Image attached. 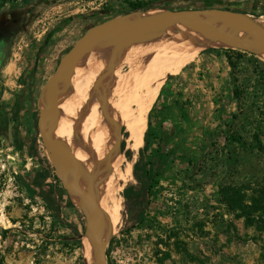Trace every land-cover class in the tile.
I'll return each instance as SVG.
<instances>
[{"label": "rangeland", "instance_id": "obj_1", "mask_svg": "<svg viewBox=\"0 0 264 264\" xmlns=\"http://www.w3.org/2000/svg\"><path fill=\"white\" fill-rule=\"evenodd\" d=\"M227 1L0 0V18L16 21L27 16L8 41L12 54L8 66L9 71L17 68L16 81L26 83L16 96L34 97L37 106L32 128L27 124V109L33 105L22 102L7 109L10 99L0 105V113L10 112L15 121L18 116L23 125L22 134L11 138L7 123L3 120L0 125V264H85L84 216L57 177L39 130L41 88L61 58L90 27L132 14L130 3L149 4L150 8L137 11L147 12L217 8ZM251 2L255 3L250 0L244 13L262 22L264 6L252 8ZM224 49H204L178 75L168 77L167 81L178 79L173 88L178 97L166 101L161 95L166 85L162 87L137 151L125 149L127 134L121 126L119 153L125 157L124 166L131 164L133 176L126 183L119 181L123 221L117 231L109 232V264H264V233L237 218L222 201L226 186H264V54L242 51L234 75L227 64L231 81L226 107L213 106L209 119L197 88L210 66L203 56L226 57ZM120 66L117 57H110L94 80L87 102L71 114L73 143L93 163L88 172L93 187L101 177H108V159L114 157L99 159L85 141L83 126L95 99L109 122L113 80ZM128 70L124 66L123 72ZM73 78L74 74L67 76L62 94L75 105ZM15 85L2 90H15ZM184 94L187 101L176 99ZM175 101L187 106L186 118ZM232 130L249 148L227 142ZM257 139L261 148L256 146ZM67 146L73 148L68 138Z\"/></svg>", "mask_w": 264, "mask_h": 264}, {"label": "bare ground", "instance_id": "obj_2", "mask_svg": "<svg viewBox=\"0 0 264 264\" xmlns=\"http://www.w3.org/2000/svg\"><path fill=\"white\" fill-rule=\"evenodd\" d=\"M156 12H137L127 19L139 22ZM151 35L156 37L148 40H144V36L130 38L125 44H121L124 41L118 39H109L105 42L107 45L93 44L87 56L69 73L74 74L75 94L71 100L75 105L62 94L65 79L61 86L57 143L60 149L71 151L81 161L86 177L93 187L88 178L93 163L86 151L73 143L71 114L79 111L87 102L93 82L99 72L105 69L109 58L117 57L121 63L114 75L109 122L103 119L99 102L95 99L83 126L85 141L92 146L98 158L109 155L114 157L108 159L111 166L108 177H101L99 183L93 187L105 211L108 233L117 231L123 221L124 205L118 197L119 181L124 180L126 183L133 176L131 164L124 166L125 157L119 153L121 146L118 134L121 126L127 134L125 149L137 151L144 143L149 113L168 77L178 75L202 50L224 47L221 42L197 33L187 26L167 25L161 31L150 32L147 36ZM237 36L243 34L239 33ZM124 66L129 67L128 72H123ZM41 106L43 107L42 95ZM67 138L72 149L67 148ZM83 244L85 264H90L91 250L85 238Z\"/></svg>", "mask_w": 264, "mask_h": 264}, {"label": "water", "instance_id": "obj_3", "mask_svg": "<svg viewBox=\"0 0 264 264\" xmlns=\"http://www.w3.org/2000/svg\"><path fill=\"white\" fill-rule=\"evenodd\" d=\"M137 12H133L135 14ZM131 15V14H130ZM126 15L90 27L61 58L57 68L43 86V107L39 130L43 147L55 173L72 202L85 219L84 238L91 250L90 264H109L105 211L100 198L86 177L83 164L69 150L60 149L57 143L60 129V99L63 80L89 53L93 44L109 39L128 41L150 32H159L167 25L187 26L191 30L221 42L225 48L251 52H264V20L221 8H196L185 10L159 9L139 22ZM242 33L243 36H237Z\"/></svg>", "mask_w": 264, "mask_h": 264}, {"label": "crops", "instance_id": "obj_4", "mask_svg": "<svg viewBox=\"0 0 264 264\" xmlns=\"http://www.w3.org/2000/svg\"><path fill=\"white\" fill-rule=\"evenodd\" d=\"M12 19L13 18H0V64H3L0 68V105H4L3 101L9 100V99L10 100L6 102V105H8L7 109L9 108L11 109L13 105L17 106L22 102H24V104L31 105V107L33 105L31 109L29 108L27 109L28 111L27 119L29 120L27 124L29 127H32L33 123H31V119H34L33 116H35L36 110H37L36 108L37 106H35V98L34 97L29 98L27 96L25 100H21L19 99L18 96H16L22 93L21 91H24L23 87L26 86V83H24L23 80L16 81V79H18L19 77L17 68H15L14 70L11 69L9 71L8 63H9V60L12 54L10 53L9 50H7L6 48L7 46L5 45V43H3L4 42L3 39L7 32L8 26L9 24H11V22L14 21ZM203 59L208 60V62H210V66H209V69L204 74L203 80H199L200 84L197 86V88L199 89L198 92H201V97H203L204 104L207 107V109L205 108V110H208L205 116L206 118L212 119L211 109L213 106L214 107H226V100L228 98L229 85H230L231 80L228 74V67H227L228 62H227L226 57H212L210 54H206L205 56H203ZM177 80H178L177 78H173L172 80L170 81L168 80L166 82L165 84L166 90L164 89L161 94L166 99V101L169 100L170 98L175 99L176 95H174L173 88H175ZM14 81L16 82L15 90H13L12 88L10 89L5 88V90H2V86L11 87L12 85H14L15 83ZM42 88H41V91H42ZM15 96L17 98H14ZM10 97H13V99L11 100ZM188 98H189L188 95L184 94L183 97L181 96L180 98H176V99H179L180 101L182 100L187 101ZM7 109H5V111ZM172 109H173V112L176 113V110H175L176 107H173ZM185 110L188 111L186 105H185ZM7 112L5 113L6 114L5 116L3 115L2 112L0 113V125H1V121L3 120L7 123L6 125L8 127V131H6V133L9 134L10 138H11V135L13 136L17 134H22L23 125L20 126L19 124L20 121H18L19 117L17 116L16 117L17 120L15 121V117L13 118L12 116H10L12 114H10V112L8 113ZM192 115H195V114L192 112L191 116ZM32 128H31V131H32ZM28 130L30 132V129ZM169 132L171 133V130H169Z\"/></svg>", "mask_w": 264, "mask_h": 264}, {"label": "trees", "instance_id": "obj_5", "mask_svg": "<svg viewBox=\"0 0 264 264\" xmlns=\"http://www.w3.org/2000/svg\"><path fill=\"white\" fill-rule=\"evenodd\" d=\"M130 7L133 12H137L144 8H150V5L130 3ZM224 50L227 52L226 59L232 70V74L234 75L235 70L238 68L239 60L242 58L241 53L243 52L233 49ZM231 53H237V56L233 57ZM2 65L3 64H0V68ZM233 93L235 97L239 96V92L237 91V89H235ZM175 104L180 108L183 118H186L187 113L185 110V105L179 101H175ZM226 140L231 145H238L244 150L249 148V144L247 143V141L238 132L234 130L230 132ZM261 145L262 144L260 140L257 139L256 146L258 148H261ZM222 201L227 206L229 211L235 214L237 218L245 219V223L248 226H252L256 228L258 232L264 233V186H226L222 189Z\"/></svg>", "mask_w": 264, "mask_h": 264}, {"label": "flooded vegetation", "instance_id": "obj_6", "mask_svg": "<svg viewBox=\"0 0 264 264\" xmlns=\"http://www.w3.org/2000/svg\"><path fill=\"white\" fill-rule=\"evenodd\" d=\"M255 3H257V5L255 6L253 2H251L252 8H259L260 6H264V2L263 0H253ZM227 4H222V5H217V8H221V9H226V10H232V11H236V12H240V13H244V9L243 7H245L247 4L250 3V0H230L226 2ZM260 10H262V8H259ZM246 15V14H245ZM250 18H252L250 15H247ZM27 16H24L22 18H19L16 21L11 22V24H9L7 32L4 36V42L5 45H7L8 41L10 40V38L12 37V35L14 34L15 30H18L19 27H21V25L25 22ZM256 18V17H254ZM261 18H264V13L261 16Z\"/></svg>", "mask_w": 264, "mask_h": 264}, {"label": "built area", "instance_id": "obj_7", "mask_svg": "<svg viewBox=\"0 0 264 264\" xmlns=\"http://www.w3.org/2000/svg\"><path fill=\"white\" fill-rule=\"evenodd\" d=\"M1 139H2V138H1V132H0V144H1Z\"/></svg>", "mask_w": 264, "mask_h": 264}]
</instances>
